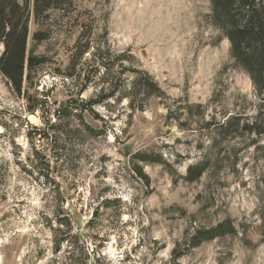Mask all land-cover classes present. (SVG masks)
<instances>
[{
  "label": "rangeland",
  "instance_id": "1",
  "mask_svg": "<svg viewBox=\"0 0 264 264\" xmlns=\"http://www.w3.org/2000/svg\"><path fill=\"white\" fill-rule=\"evenodd\" d=\"M89 6L98 19L107 13L112 47L128 50L165 94L150 98L143 111L109 100L94 107L99 119L83 113L104 133L96 138L70 132L79 127L71 118L66 138L54 143L36 134L30 141V126L47 129L46 120H54L48 111L67 102L68 82L43 75L30 92L37 98L46 92V102L27 114L25 100L0 75V264H71L68 253L80 255L70 242L54 252L48 223L58 197L80 233L86 264H264V134L212 140L204 129L212 117L250 119L259 102L249 76L233 65L228 41H216L209 0H93ZM93 93L89 88L80 97ZM196 104L205 107L203 118ZM55 146L63 152L57 160ZM33 151L45 158H32ZM140 151L163 161L136 163L132 154ZM203 157L210 169L185 181L187 166ZM45 161L58 186L42 177ZM224 220L233 222L235 235L182 246L194 229Z\"/></svg>",
  "mask_w": 264,
  "mask_h": 264
},
{
  "label": "trees",
  "instance_id": "2",
  "mask_svg": "<svg viewBox=\"0 0 264 264\" xmlns=\"http://www.w3.org/2000/svg\"><path fill=\"white\" fill-rule=\"evenodd\" d=\"M92 2L0 0V75L13 94L25 100V112L34 114L46 102V92L41 98L30 92L35 91L43 75L49 74L68 82L67 102L48 111L54 120H46L47 129L41 131L30 126L31 131L26 134L30 141L36 134L51 137L54 143L58 142L61 134L66 138L71 118H76L79 127L70 132L82 130L87 137L96 138L104 133L85 122L83 113L99 119L94 107L105 105L109 100L118 103L125 100L131 111H143L150 98H160L165 94L148 71L133 64L128 50L117 52L112 47L108 15L96 18L89 6ZM209 4L208 19L216 32V41H228L233 65L249 76L259 102L255 115L250 119L237 113L227 115L224 121L212 117L204 122V129L212 140L228 136H261L264 134V0H209ZM31 22L34 25L32 32L29 30ZM89 88L94 89V93L81 98V94ZM195 107L203 118L205 107L202 104ZM166 110L167 117L171 116V108L166 106ZM252 141L256 144V140ZM53 155L56 160L61 158V148L53 147ZM31 156L45 158V154L41 156L37 151L31 152ZM132 159L136 163L163 161L161 156L146 151L135 152ZM40 166L45 170L41 172L42 177L58 186L49 163L40 162ZM132 167L143 177L139 164L134 163ZM209 169V160L203 157L187 166L183 178L187 182L197 181ZM55 188L59 191L58 187ZM113 201L119 203L118 199ZM57 202L60 204L57 205L54 222L48 223L51 232L56 234L54 252L60 251L64 242H70V246L77 245L81 251L78 257L68 253L70 263L86 264L88 253L84 244L78 245L80 233L74 231L70 216L62 210L65 200L58 197ZM236 233L233 222L224 220L208 228L194 229L189 237L183 239L182 246L196 247L217 237Z\"/></svg>",
  "mask_w": 264,
  "mask_h": 264
}]
</instances>
